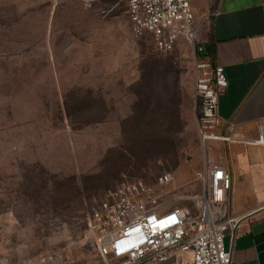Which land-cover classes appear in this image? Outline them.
<instances>
[{
	"label": "rangeland",
	"instance_id": "rangeland-1",
	"mask_svg": "<svg viewBox=\"0 0 264 264\" xmlns=\"http://www.w3.org/2000/svg\"><path fill=\"white\" fill-rule=\"evenodd\" d=\"M84 2L87 31L33 32L26 5L25 32H0V264H107L86 225L120 181L190 208L202 189L193 43L159 51L127 30L124 0Z\"/></svg>",
	"mask_w": 264,
	"mask_h": 264
},
{
	"label": "built area",
	"instance_id": "built-area-1",
	"mask_svg": "<svg viewBox=\"0 0 264 264\" xmlns=\"http://www.w3.org/2000/svg\"><path fill=\"white\" fill-rule=\"evenodd\" d=\"M133 37L149 36L155 49L172 48L178 36L194 46V108L198 133L204 145L209 139L232 138L214 132L219 122L218 98L227 85L221 64L196 43L191 0H124ZM254 142L264 144V123ZM202 189L192 197V208L164 204V192H156L143 179L122 180L108 197L94 207L87 232L107 264H156L181 252H190L192 264H230L225 236L234 233L242 216L229 210L231 175L222 162L205 157L196 171ZM162 172L158 184L171 181Z\"/></svg>",
	"mask_w": 264,
	"mask_h": 264
},
{
	"label": "crops",
	"instance_id": "crops-1",
	"mask_svg": "<svg viewBox=\"0 0 264 264\" xmlns=\"http://www.w3.org/2000/svg\"><path fill=\"white\" fill-rule=\"evenodd\" d=\"M25 1L0 0V32H25L26 5L33 11V32L87 31V0H32L31 5ZM42 6L47 9L43 14ZM72 8L81 15L71 19L67 11ZM191 9L198 25L197 43L211 45L213 62L223 66L227 78L218 98L214 132L232 138L209 139L208 157L230 172L229 210L244 216L264 205V144L253 141L264 123V0H191ZM15 43L10 47H23V42ZM46 43L53 49L50 39ZM224 242L231 252L230 264H264V209L240 219ZM156 264H192L191 254L181 252Z\"/></svg>",
	"mask_w": 264,
	"mask_h": 264
},
{
	"label": "trees",
	"instance_id": "trees-1",
	"mask_svg": "<svg viewBox=\"0 0 264 264\" xmlns=\"http://www.w3.org/2000/svg\"><path fill=\"white\" fill-rule=\"evenodd\" d=\"M203 53L206 54V55H208L213 60L212 47H211L210 44H206L204 46V52ZM158 65H159V63H158L157 60H153L152 64L149 65V72L146 74V75H148V76H146L148 79L150 77H152V75L153 76L155 74L160 75V73H158V71H157L158 70V67H157ZM143 80H144V78H143V74H142V81ZM146 81H147V79H146Z\"/></svg>",
	"mask_w": 264,
	"mask_h": 264
},
{
	"label": "water",
	"instance_id": "water-1",
	"mask_svg": "<svg viewBox=\"0 0 264 264\" xmlns=\"http://www.w3.org/2000/svg\"><path fill=\"white\" fill-rule=\"evenodd\" d=\"M263 209H264V205L260 206V208H258L257 210H254L252 212H249V213L245 214L244 216L241 217V219L246 217V216H248V215L253 214L255 211H259V210H263Z\"/></svg>",
	"mask_w": 264,
	"mask_h": 264
}]
</instances>
